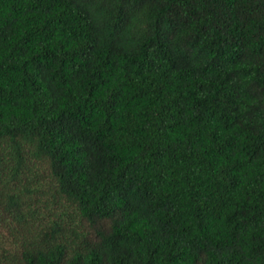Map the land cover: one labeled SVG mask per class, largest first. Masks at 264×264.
<instances>
[{"label": "trees", "instance_id": "trees-1", "mask_svg": "<svg viewBox=\"0 0 264 264\" xmlns=\"http://www.w3.org/2000/svg\"><path fill=\"white\" fill-rule=\"evenodd\" d=\"M0 264H264V0H0Z\"/></svg>", "mask_w": 264, "mask_h": 264}]
</instances>
